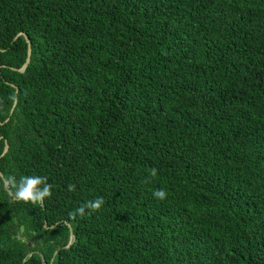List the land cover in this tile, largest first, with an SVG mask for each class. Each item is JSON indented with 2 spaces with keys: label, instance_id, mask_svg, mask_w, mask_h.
Masks as SVG:
<instances>
[{
  "label": "trees",
  "instance_id": "trees-1",
  "mask_svg": "<svg viewBox=\"0 0 264 264\" xmlns=\"http://www.w3.org/2000/svg\"><path fill=\"white\" fill-rule=\"evenodd\" d=\"M0 172V264H264V0H0Z\"/></svg>",
  "mask_w": 264,
  "mask_h": 264
},
{
  "label": "clouds",
  "instance_id": "clouds-1",
  "mask_svg": "<svg viewBox=\"0 0 264 264\" xmlns=\"http://www.w3.org/2000/svg\"><path fill=\"white\" fill-rule=\"evenodd\" d=\"M156 175L157 169L153 168L150 172V177H155ZM6 179L12 189L11 196L16 202L42 206L45 199L52 195L53 186L48 183V178L46 176L25 175L21 176L18 180L15 176H9ZM74 188V185H69L68 190L72 191ZM153 196L154 198L164 200L167 197V193L163 189H157L153 192ZM104 203L103 197L88 200L69 215L72 219H75L77 215L83 217L86 215V211L87 214L99 211Z\"/></svg>",
  "mask_w": 264,
  "mask_h": 264
},
{
  "label": "water",
  "instance_id": "water-1",
  "mask_svg": "<svg viewBox=\"0 0 264 264\" xmlns=\"http://www.w3.org/2000/svg\"><path fill=\"white\" fill-rule=\"evenodd\" d=\"M28 49L30 50V43L28 42ZM29 58H27V60H28ZM27 64V61H26V63L24 64V66ZM23 66V67H24ZM6 148H7V146H6ZM0 176H2V173L0 172ZM4 183L5 184H7V181L6 180H4ZM71 236H73V234L71 233ZM72 238V237H71Z\"/></svg>",
  "mask_w": 264,
  "mask_h": 264
}]
</instances>
